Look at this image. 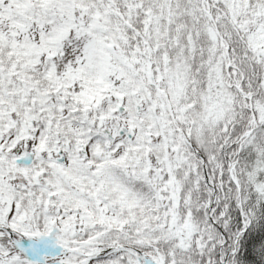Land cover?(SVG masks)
<instances>
[{"label": "snow or ice", "instance_id": "6c2138e0", "mask_svg": "<svg viewBox=\"0 0 264 264\" xmlns=\"http://www.w3.org/2000/svg\"><path fill=\"white\" fill-rule=\"evenodd\" d=\"M0 264H264V0H0Z\"/></svg>", "mask_w": 264, "mask_h": 264}]
</instances>
